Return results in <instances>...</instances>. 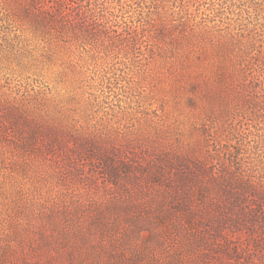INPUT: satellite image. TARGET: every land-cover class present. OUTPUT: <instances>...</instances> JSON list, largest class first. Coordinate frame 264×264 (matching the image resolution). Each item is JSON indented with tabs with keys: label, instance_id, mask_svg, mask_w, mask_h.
<instances>
[{
	"label": "rangeland",
	"instance_id": "obj_1",
	"mask_svg": "<svg viewBox=\"0 0 264 264\" xmlns=\"http://www.w3.org/2000/svg\"><path fill=\"white\" fill-rule=\"evenodd\" d=\"M0 264H264V0H0Z\"/></svg>",
	"mask_w": 264,
	"mask_h": 264
}]
</instances>
